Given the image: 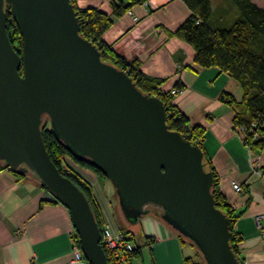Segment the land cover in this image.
<instances>
[{
	"label": "water",
	"instance_id": "1",
	"mask_svg": "<svg viewBox=\"0 0 264 264\" xmlns=\"http://www.w3.org/2000/svg\"><path fill=\"white\" fill-rule=\"evenodd\" d=\"M6 4L19 28L22 57L8 39ZM47 120L74 158L113 184L128 223L156 206L153 214L190 241L205 264H242L229 245V220L215 207L201 149L168 128L157 97L101 60L96 46L79 35L69 0H0V161L14 174L33 173L44 198L68 210L86 262L107 264L88 200L45 151Z\"/></svg>",
	"mask_w": 264,
	"mask_h": 264
},
{
	"label": "crops",
	"instance_id": "2",
	"mask_svg": "<svg viewBox=\"0 0 264 264\" xmlns=\"http://www.w3.org/2000/svg\"><path fill=\"white\" fill-rule=\"evenodd\" d=\"M76 4L110 13L109 0H76ZM130 12L114 19L102 41L127 62L138 61L143 75L163 79V92L181 88L172 104L190 126L204 127L203 148L220 192L239 213L234 223L241 238L239 259L264 264V228L255 222L264 214V148L253 151L243 143L232 125V109L219 100L222 92L240 98L236 82L217 68L198 67L192 48L167 35L190 14L182 1L147 0ZM233 183L241 192L234 191ZM44 193L33 178L18 180L0 168V264H88L73 261L74 230L68 210L59 202H42ZM161 223L148 216L140 219V234L156 242L149 247V260L141 258L138 264H183L175 235Z\"/></svg>",
	"mask_w": 264,
	"mask_h": 264
},
{
	"label": "trees",
	"instance_id": "3",
	"mask_svg": "<svg viewBox=\"0 0 264 264\" xmlns=\"http://www.w3.org/2000/svg\"><path fill=\"white\" fill-rule=\"evenodd\" d=\"M146 1L109 0L110 13L107 14L97 8H80L77 6L76 0H69L78 21L79 35L96 46L101 53V60L125 71L142 93L157 97L165 108L168 128L179 132L201 149L204 167L213 176L211 193L215 207L229 220L231 232L229 245L236 258L240 260L241 238L234 231V223L239 217V213L227 203L226 198L220 192L217 175L203 148L204 127L190 126L188 118L172 104V99L176 94H171V90L180 91L181 88L177 85L169 91L163 92L161 90L163 79L143 75L139 69L138 61L127 62L101 39L102 34L112 25L114 19L122 17L133 7ZM180 1L186 5L190 14L176 29L167 30V35L185 42L192 48L194 62L198 67L217 68L236 82L241 93L240 98L236 99L232 94L222 92L219 100L232 109L233 128L235 130L238 127L244 129L243 143L253 151H261L264 147V8L259 7L252 0H220L215 7H212L211 0ZM4 12L6 13V30L9 42L14 51L22 57L19 28L8 4L4 6ZM22 70L21 64L20 75H22ZM41 140L56 169L69 179L88 200L95 221L102 232V219L92 199L88 181L74 170L72 165L69 166V171L62 170L60 158L67 156L71 160L70 164L75 162L90 169L104 180L106 179L105 175L89 162L74 158L65 149L62 141L54 137L48 120L42 125ZM0 168H6L1 161ZM14 176L18 180L26 177L38 180L31 172L24 175L14 174ZM42 202L58 203L59 201L56 198H45ZM148 211L153 218L160 220L158 215L153 214V211L150 209ZM128 224L130 223L126 225ZM117 228L122 239L132 245V249L122 251L123 260L117 263V251L111 250L101 243L107 264H135V260L142 256V248L155 242L154 238L145 237L143 245H138L134 241V234L130 229L124 227L125 232L123 233V228ZM170 231L175 235L179 246L184 243L193 246L190 241L174 230L170 229ZM72 242L79 248L75 232L72 234ZM196 254L199 255V253ZM183 264L199 263L193 257H185Z\"/></svg>",
	"mask_w": 264,
	"mask_h": 264
},
{
	"label": "rangeland",
	"instance_id": "4",
	"mask_svg": "<svg viewBox=\"0 0 264 264\" xmlns=\"http://www.w3.org/2000/svg\"><path fill=\"white\" fill-rule=\"evenodd\" d=\"M219 1L220 0H211L212 3H218ZM252 1L256 5H258L259 7L264 8V0H252ZM60 160H61V169L62 170L69 171L70 170L69 166L72 165L73 166L72 168H74V170H76L86 181H88V183L90 185L89 188H90L91 194H92L91 196H92V199H93L95 205L98 208L100 217L102 219V223L104 220V216H103L102 212L105 211L106 212L105 216L110 215L114 224L121 229L123 228L122 229L123 233L125 232L124 227H127L128 229H130L133 232L134 241L138 245H143L145 237L143 238V236L140 234V232L138 230L139 225L137 224L136 229L134 230L133 229L134 226L132 224L126 225L123 222V220L121 219L122 215H121L120 208L118 206V198H117L116 190H115V187L113 186V184L109 180H107V179L104 180V179L100 178L90 169L84 168L75 162L74 163L72 162V164H70L71 160L67 156L61 157ZM65 167H66V169H65ZM104 201L106 203L102 204V203H104ZM147 216L153 219V217L150 214ZM147 216H143L140 219L147 217ZM154 219L157 220L155 217H154ZM157 222L161 223L162 221L157 220ZM155 242L153 244H155ZM151 245L152 244H149V246L147 245L146 247L145 246L143 247L142 256L140 258H137L135 260V263H137V264L140 263L141 258H143L145 260H149V252L151 251L149 249V247ZM179 251L184 257H193L196 260V262H198L199 264H205L204 260L200 256V254L199 255L196 254V253H198L196 248L193 246H190L188 243H184L183 245H181ZM116 261H117V263H119L118 259ZM137 261H139V262H137Z\"/></svg>",
	"mask_w": 264,
	"mask_h": 264
},
{
	"label": "built area",
	"instance_id": "5",
	"mask_svg": "<svg viewBox=\"0 0 264 264\" xmlns=\"http://www.w3.org/2000/svg\"><path fill=\"white\" fill-rule=\"evenodd\" d=\"M127 13L131 14L130 11H128ZM179 92L180 91H176L175 89L171 90V94H177ZM252 125H254V124H252ZM236 131L241 135V137L243 136L244 129L242 127H238L236 129ZM65 169H66V167H65ZM232 188L236 192H241V187L236 183L232 184ZM102 214L104 216V220L102 223V232H101L100 243L104 244L107 248H109L111 250H116L117 251V257H118L117 259L119 260V262H122L123 258L121 256V252L125 251V250H131L132 245L130 243H128L127 241L122 239V236L120 235V232L118 231L117 226L114 225V223L112 222L111 216L110 215L105 216V214H106L105 211L102 212ZM261 220L264 221V214L258 215L255 217V222H256L258 228H262V227L264 228V224L262 226ZM71 253H72L74 262H80V261L84 260L83 255L81 253V250L77 246H75V245L72 246ZM242 264H244V263H242Z\"/></svg>",
	"mask_w": 264,
	"mask_h": 264
},
{
	"label": "flooded vegetation",
	"instance_id": "6",
	"mask_svg": "<svg viewBox=\"0 0 264 264\" xmlns=\"http://www.w3.org/2000/svg\"><path fill=\"white\" fill-rule=\"evenodd\" d=\"M148 209H150L151 211H154V212L159 210L156 206H148ZM121 215H122V213H121ZM121 219L123 220V222H124L125 224L128 223V221H126V220L124 219L123 215H122ZM128 225H131V224H128ZM133 226H134V224H133Z\"/></svg>",
	"mask_w": 264,
	"mask_h": 264
}]
</instances>
